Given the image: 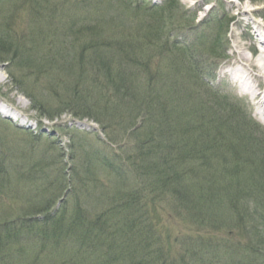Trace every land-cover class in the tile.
<instances>
[{"label":"trees","instance_id":"trees-1","mask_svg":"<svg viewBox=\"0 0 264 264\" xmlns=\"http://www.w3.org/2000/svg\"><path fill=\"white\" fill-rule=\"evenodd\" d=\"M43 2L47 20L65 24L64 42L49 37L39 55L40 31L17 42L0 25V62L31 68L16 83L49 119L61 111L50 108L55 100L97 120L110 149L127 139L107 153L71 131V169L35 162L40 155L30 145L3 149L0 200L11 203L17 194L11 165L34 187L24 191L34 200L18 215L10 203L0 206V264L175 263L162 228L165 203L200 230L184 238L192 245L179 264H264V126L211 79L227 55L230 21L212 22L223 27L211 36L209 57V33L180 0H79L80 12L67 16L65 1ZM174 19L183 21L177 28L195 30L194 39L176 38L162 50L158 41ZM37 72L47 86H26Z\"/></svg>","mask_w":264,"mask_h":264},{"label":"rangeland","instance_id":"rangeland-1","mask_svg":"<svg viewBox=\"0 0 264 264\" xmlns=\"http://www.w3.org/2000/svg\"><path fill=\"white\" fill-rule=\"evenodd\" d=\"M2 1L6 0H0L1 3ZM53 1H57L59 6H62L64 1L66 2L67 10H69L68 13L64 11L66 16L67 14L76 15L80 12L78 10L79 0ZM164 1L165 0H148V2L158 5H162ZM180 2L183 8L196 14L197 19L195 25L199 27V31L205 34L209 33L204 43V48H207L210 53L209 57L215 55L209 48L211 45V36L213 33L218 34V31L223 27V25L220 26L212 22L217 18L226 20L225 22L228 20L230 21L228 38L226 41V47H228L227 55L223 59L217 61L216 68H214L216 72L211 76V79L215 85L227 88L229 90L227 93H232L239 99H243L244 101L241 106L246 110L248 116L253 121L255 120L264 126V117L257 114L259 109L264 110V104L262 105L261 103L264 97V77L257 78L256 84L259 88L258 91L262 93L257 98H255L252 93L240 89L239 84L231 77V71L241 65L240 58L236 52L238 50H243L251 57L254 73H259V67L255 65V62L259 61L260 55L264 50V0H180ZM39 3H41V5ZM45 6L43 0H7L6 3L0 5V25L3 28L7 27L9 29L14 40L26 43L27 39L30 38L29 34H36L39 31L43 34L40 41L36 39L34 44L35 51L39 55L42 54V47L47 51L46 42L49 37H58L52 40L55 42V45L58 46V44L64 42L61 40L63 35H65L61 31V28L65 26L64 23L59 25V20H57L58 24L53 25L52 20H47L51 17L48 13H44ZM89 7L92 9L91 6ZM95 9H93L94 14H97L98 11ZM9 13H15L14 18H12ZM8 15L9 18H6ZM177 21L178 19L172 21V23H176L175 26L171 27L169 33L165 36L162 35L161 41H158V44L164 41V45H160L162 50H166L165 44L172 45L176 41V38L179 40L186 38L194 39L195 34L193 31L195 30H193L191 34L189 28H177L178 25L183 23L182 20L181 22ZM111 30H109L110 33H113ZM53 34L59 35L55 36ZM111 35L115 36V33ZM158 44L155 45V50L156 53L160 55L161 52L158 48ZM232 50L235 52L232 53ZM22 68L23 67L18 66L17 63L12 65L10 63L8 64V62H5V64L0 62V76L5 79L0 81V162L4 156L3 149H9L16 145L19 146V150L20 146L24 147L30 145V147L33 146L40 155L39 159L35 160V162L40 160L38 162L39 164L48 167L49 164H51V166L55 165V167L65 164L71 169L76 164L75 161L71 160V150L69 149V144L71 143L69 135L73 130L78 132V137L83 139L84 136H86V139L94 146L104 149V151L106 150L107 153L113 152V149H116V147H119L126 141L127 138L123 137L116 145L111 146L113 149H110L109 145L107 143L105 144V142L108 141L107 133L97 120L85 116H76L69 108L62 110L55 100H51L50 108L60 109L61 111L53 119H49L43 111L33 109L32 101L26 97L24 88L16 83L17 77L21 76V74L29 73L31 70L29 67L24 68V70H22ZM226 70L230 72L225 74ZM41 74L37 72L29 76L30 78H27L24 84H26V86H31V88L35 85L41 86L42 88L47 86L44 85V81H47V79L43 76V72H41ZM50 84L53 83L50 82ZM201 90L203 91V89ZM49 91L51 90L49 89ZM63 92L64 88L60 87L59 94ZM64 95L65 93L60 96L62 97ZM40 101L45 104L42 99H40ZM7 106L13 109L16 108L20 111L18 116L17 114L15 116L7 115L3 111ZM44 108L48 109L47 111L51 110L47 104L44 105ZM84 133H86V135ZM8 169L11 184L15 187L17 194L15 195L16 197L12 199L11 203L8 199H1L0 206H2V203H10L13 212L18 215L23 213L22 209L24 207H28V199L31 200V203L34 200V196L28 198L24 191L31 192L34 187H26L23 185V180L20 177L22 169H17V167H13V165H11L10 168L8 166ZM79 185L78 183V186ZM23 194L25 196L21 197ZM90 205L93 206L94 210L99 206L96 200L91 201ZM164 205H166V210H168L170 215L163 213L164 216L162 217V221L165 225L162 228L164 230L166 229L168 231L167 234L170 236L169 247L173 249V256L175 255L179 258L181 255L188 253L187 248L192 245H188L187 242L184 241V238L198 235L200 230L197 229L195 224L193 225L189 220H186L184 215L178 218L172 206L166 203ZM162 206L159 209L160 211ZM205 231H207L206 234L209 235V231L211 230ZM205 231H202V234H205ZM220 234H222V232L219 233V236ZM177 258L175 263H173L172 260H174V257H169L168 261L164 264H179ZM187 262H189V259ZM155 264H162V261Z\"/></svg>","mask_w":264,"mask_h":264},{"label":"bare ground","instance_id":"bare-ground-1","mask_svg":"<svg viewBox=\"0 0 264 264\" xmlns=\"http://www.w3.org/2000/svg\"><path fill=\"white\" fill-rule=\"evenodd\" d=\"M247 11V10H246ZM264 43V42H263ZM232 53L235 51H231ZM238 53V57L240 58L241 65L239 67L234 68L231 71V77L234 79L238 84L240 89H243L246 92H250L254 95L255 98L259 97L262 93L258 91L257 87V78L264 77V50L261 53V57L258 62H255V65L259 67V73H254V69L252 67L253 62L251 61V57H249L243 50L236 51ZM230 71H225V74ZM5 80L4 77L0 76V81ZM262 105L264 104V97ZM3 111L8 115H16L18 116V111L16 108H10L9 106L5 107ZM258 115L264 117V110L259 109Z\"/></svg>","mask_w":264,"mask_h":264}]
</instances>
